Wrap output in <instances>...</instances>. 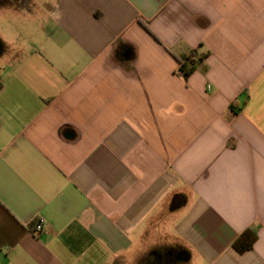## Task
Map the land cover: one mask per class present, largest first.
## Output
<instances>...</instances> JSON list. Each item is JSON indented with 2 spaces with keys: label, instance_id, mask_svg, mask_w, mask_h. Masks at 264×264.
Segmentation results:
<instances>
[{
  "label": "crops",
  "instance_id": "obj_1",
  "mask_svg": "<svg viewBox=\"0 0 264 264\" xmlns=\"http://www.w3.org/2000/svg\"><path fill=\"white\" fill-rule=\"evenodd\" d=\"M13 3L0 264H264V0Z\"/></svg>",
  "mask_w": 264,
  "mask_h": 264
},
{
  "label": "rangeland",
  "instance_id": "obj_2",
  "mask_svg": "<svg viewBox=\"0 0 264 264\" xmlns=\"http://www.w3.org/2000/svg\"><path fill=\"white\" fill-rule=\"evenodd\" d=\"M15 0H6V14L7 18H9L8 14H10L9 11H11L12 17H14V12L12 9H14V2ZM48 0H41V3H43L44 8H46ZM24 17V16H23ZM21 17V18H23ZM24 22V21H23ZM8 23V22H7ZM26 25L29 24V22H25ZM0 32L3 33L4 39H5V48H3V52H0V71L7 68V66L10 64L11 58L14 53L16 52L18 47H23V44L26 46H29V29L28 27H24L21 30H14L10 29L6 24L3 25V23H0ZM7 57H9V61L7 60Z\"/></svg>",
  "mask_w": 264,
  "mask_h": 264
},
{
  "label": "trees",
  "instance_id": "obj_3",
  "mask_svg": "<svg viewBox=\"0 0 264 264\" xmlns=\"http://www.w3.org/2000/svg\"><path fill=\"white\" fill-rule=\"evenodd\" d=\"M132 53L134 50L132 49ZM116 58L120 59L118 53L116 54ZM201 58L199 60L195 59V54L193 53L191 56L183 59L180 61L181 63V70L183 71L186 78H188L198 66V63L201 62ZM180 196L173 197V203L178 201ZM257 240V232L254 229H250L245 231L233 244V246L239 251L240 253H244L253 248L255 242Z\"/></svg>",
  "mask_w": 264,
  "mask_h": 264
},
{
  "label": "flooded vegetation",
  "instance_id": "obj_4",
  "mask_svg": "<svg viewBox=\"0 0 264 264\" xmlns=\"http://www.w3.org/2000/svg\"><path fill=\"white\" fill-rule=\"evenodd\" d=\"M23 4L26 0H20ZM5 2V0H0ZM187 256L186 251L177 245L170 247L152 248L146 255L145 264H179L182 258Z\"/></svg>",
  "mask_w": 264,
  "mask_h": 264
},
{
  "label": "built area",
  "instance_id": "obj_5",
  "mask_svg": "<svg viewBox=\"0 0 264 264\" xmlns=\"http://www.w3.org/2000/svg\"><path fill=\"white\" fill-rule=\"evenodd\" d=\"M35 232L36 233H40L41 231H43V220H39L36 224H35Z\"/></svg>",
  "mask_w": 264,
  "mask_h": 264
}]
</instances>
